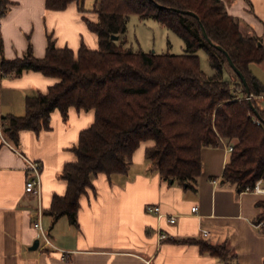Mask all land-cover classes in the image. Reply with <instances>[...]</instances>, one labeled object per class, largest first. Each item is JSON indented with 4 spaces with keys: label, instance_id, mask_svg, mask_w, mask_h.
<instances>
[{
    "label": "trees",
    "instance_id": "1",
    "mask_svg": "<svg viewBox=\"0 0 264 264\" xmlns=\"http://www.w3.org/2000/svg\"><path fill=\"white\" fill-rule=\"evenodd\" d=\"M71 1L83 9V0H45V6L62 9ZM7 2L0 0V14ZM173 8L191 10L197 17ZM93 11L97 20L86 19V23L98 36L95 49L83 43L76 52L57 47L48 34L42 57L33 55L30 42L20 57L0 55V75L34 70L58 78L45 92L26 95L23 114L1 117V133L12 145H18L22 129L38 132L48 128L55 108L63 117L69 106L94 109L92 124L79 132L72 147L75 159L65 162L59 173L67 183L65 193L54 194L44 211L52 217V224L62 215L76 223L79 197L93 188V176L126 173L132 152L148 139L153 144L145 150L146 159L161 178L184 187L193 188L196 183L201 148L220 139L232 144L222 171L224 180L241 191L264 179V106L256 97L264 86L248 69L249 62L263 60L264 52L258 37L240 32L237 19L227 13L222 0H94ZM129 14L151 17L171 29L184 41L185 51L125 47L123 33ZM199 20L207 37L221 45L243 73L250 98L226 55L202 35ZM112 34L119 40L112 39ZM200 48L207 53L211 75L200 68L196 54ZM225 65L231 71L228 78L223 76ZM257 205L260 212L254 223L263 221L264 231V198ZM191 241L224 264H240L225 243Z\"/></svg>",
    "mask_w": 264,
    "mask_h": 264
},
{
    "label": "crops",
    "instance_id": "2",
    "mask_svg": "<svg viewBox=\"0 0 264 264\" xmlns=\"http://www.w3.org/2000/svg\"><path fill=\"white\" fill-rule=\"evenodd\" d=\"M7 1L0 14V55L20 57L30 42L33 55L42 57L48 34L57 47L74 52L82 43L98 47V36L86 23L97 20L94 0H83L82 10L76 1L62 9L47 8L45 0ZM222 1L240 32L258 37L264 52V0ZM248 69L264 86V58L249 62ZM57 80L34 70L0 75V119L23 114L26 95L45 92ZM256 97L261 104L264 91ZM93 120L92 108L69 106L65 117L55 108L48 128L19 131L15 147L40 163L38 197L24 190V159L0 132V264H224L192 239L225 243L240 264H264V231L254 224L260 212L257 202L264 195L239 191L222 178L230 154L226 146L231 140L226 139L201 148V171L193 188L161 178L145 157L153 140L141 141L126 173L93 176V188L79 197L76 223L62 215L52 224L44 211L54 194L65 193L67 183L59 173L65 162L75 159L72 147ZM148 204L159 205L161 214L147 211ZM194 205L196 212L191 210ZM38 209L52 246L44 244L32 226ZM170 215L176 216L175 222L167 220ZM35 238L38 245L33 249Z\"/></svg>",
    "mask_w": 264,
    "mask_h": 264
},
{
    "label": "rangeland",
    "instance_id": "3",
    "mask_svg": "<svg viewBox=\"0 0 264 264\" xmlns=\"http://www.w3.org/2000/svg\"><path fill=\"white\" fill-rule=\"evenodd\" d=\"M123 35L125 39L124 46L132 49L173 53H183L185 51V44L181 37L151 17L140 18L136 14H129ZM117 40H119V37ZM196 54L199 57L200 68L206 75H211L213 69L209 64L206 51L200 48L196 51ZM223 72L224 78H228L231 73L227 65H225Z\"/></svg>",
    "mask_w": 264,
    "mask_h": 264
},
{
    "label": "built area",
    "instance_id": "4",
    "mask_svg": "<svg viewBox=\"0 0 264 264\" xmlns=\"http://www.w3.org/2000/svg\"><path fill=\"white\" fill-rule=\"evenodd\" d=\"M252 94H250L249 97H251ZM262 106H264V100L261 103ZM254 122H258V119L256 117L253 118ZM0 132H1V123H0ZM3 138V137H2ZM10 147L16 151L23 159L25 162V168H26V179H25V183H24V190L28 193H33L35 194L37 197L39 196V190H40V163L37 160L31 159L27 156H25L17 147H15V145H11ZM232 149V144L229 143L226 146V150L228 152H230ZM243 190H250L259 194L264 195V179H258L254 182V184L252 186H246ZM198 206L194 205L191 207V210L193 212H196ZM146 210L149 212H154L158 215L161 214L160 210H159V205L157 204H148L146 205ZM41 214L40 209H38V218L32 221V226L38 231L39 233V238H41L44 242V244H48L50 246H52V243L50 242V239L48 237V233L46 231V229L44 228V226L42 225L39 216ZM167 220L171 223L175 222L176 220V216L175 215H170L167 217ZM255 224V223H254ZM263 224V221H259L258 223H256V226H260ZM203 233H206L207 230L206 229H202ZM160 238L166 237L165 233H160Z\"/></svg>",
    "mask_w": 264,
    "mask_h": 264
},
{
    "label": "water",
    "instance_id": "5",
    "mask_svg": "<svg viewBox=\"0 0 264 264\" xmlns=\"http://www.w3.org/2000/svg\"><path fill=\"white\" fill-rule=\"evenodd\" d=\"M173 9L179 10L177 8H173ZM179 11L184 12V13H188V14H191V15H194V16L197 17V15L193 11H191V10H179ZM198 23H199V26H200L202 35L208 40V42L211 43V44H213L217 49H219L220 51H222L226 55L227 62L229 64V66L232 68V70L237 74V76L239 77V79L242 81V83L244 85V88H245V92L247 94V98H250L249 97L250 96L249 87H248V84L246 82V79H245L243 73L234 65V63H233L232 59L230 58L229 54L227 53V51L221 45L213 43L207 37L206 31H205L202 23L200 22V20L198 21ZM111 38L112 39H117L118 38V35L117 34H112L111 35ZM253 110H254V113L258 116L259 114H258L257 110L254 109V108H253ZM37 245H38V238H35L34 241L32 242V245L30 247L34 249V248L37 247Z\"/></svg>",
    "mask_w": 264,
    "mask_h": 264
}]
</instances>
